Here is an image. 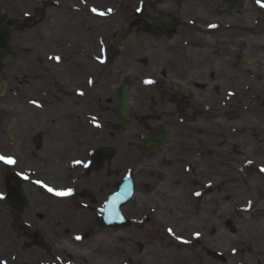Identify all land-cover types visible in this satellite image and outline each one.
Segmentation results:
<instances>
[{
    "label": "flooded vegetation",
    "instance_id": "flooded-vegetation-1",
    "mask_svg": "<svg viewBox=\"0 0 264 264\" xmlns=\"http://www.w3.org/2000/svg\"><path fill=\"white\" fill-rule=\"evenodd\" d=\"M0 22L15 52L0 67L22 63L0 96V155L17 161L0 163V261L95 264L103 208L132 181L119 229L180 219L186 264H264V9L0 0Z\"/></svg>",
    "mask_w": 264,
    "mask_h": 264
},
{
    "label": "rangeland",
    "instance_id": "rangeland-1",
    "mask_svg": "<svg viewBox=\"0 0 264 264\" xmlns=\"http://www.w3.org/2000/svg\"><path fill=\"white\" fill-rule=\"evenodd\" d=\"M255 6H257L256 0H253ZM22 63L17 60L11 64H6L0 67V79L5 80L8 83L7 75L15 77L16 79L21 77ZM2 106V103H0ZM4 109V108H3ZM188 214L192 215V209L189 208ZM164 226L170 225L167 220H158ZM176 225L173 226L172 231L177 237H184L182 232L184 231V222L180 219L177 220ZM136 227L135 225H133ZM133 226H129L121 229H109L106 231V236L100 239L93 238V245L101 248L100 251L96 250L90 255L91 258H98L94 261L95 264H186L182 261L183 249L186 247L182 245L173 246L174 240L169 237L164 230L161 234L156 235L154 238L150 237H138L136 233L132 231ZM146 228V226H145ZM222 236L226 239H222L224 242L222 245L235 243L237 239L228 235L226 232L222 233ZM95 239V240H94ZM138 242L141 246H138ZM164 242H169L170 247H174L173 250H169L168 246L162 248ZM155 243H158L155 245ZM184 245V244H183ZM227 249L223 250V253L230 257L231 252ZM101 254L98 255L96 253ZM95 253V254H94ZM160 255H158V254ZM194 253V252H193ZM191 253V256L192 254ZM163 255L164 263H161L159 257ZM223 264H233L231 259ZM238 264V263H237Z\"/></svg>",
    "mask_w": 264,
    "mask_h": 264
},
{
    "label": "snow or ice",
    "instance_id": "snow-or-ice-1",
    "mask_svg": "<svg viewBox=\"0 0 264 264\" xmlns=\"http://www.w3.org/2000/svg\"><path fill=\"white\" fill-rule=\"evenodd\" d=\"M258 3H260V0H257ZM261 6H264V4H262ZM139 10V9H138ZM93 12H97V9L96 8H93L92 9ZM109 12H111L112 10L109 9L108 10ZM100 15H104V13H98ZM55 59L59 60V57H56ZM145 83H152V81H145ZM83 93H81L82 95ZM0 163H3L4 165H7V166H13L17 163L16 159L14 157H11V156H4V155H0ZM87 166V165H85ZM261 171H264V168H261ZM17 175H22L23 178L27 179V176L22 174V173H17ZM35 183H38V184H42L41 181H35ZM42 186L44 187H47L46 185H43ZM47 190L49 192H52L53 194L57 195V196H67V195H71L72 194V189H66V190H54L53 188L51 187H47ZM197 195H199L197 193ZM4 194L3 193H0V199H4ZM172 230L169 229V232H171ZM76 239H80V237H76ZM179 239V237H178ZM0 264H6V262L4 261H0Z\"/></svg>",
    "mask_w": 264,
    "mask_h": 264
},
{
    "label": "water",
    "instance_id": "water-1",
    "mask_svg": "<svg viewBox=\"0 0 264 264\" xmlns=\"http://www.w3.org/2000/svg\"><path fill=\"white\" fill-rule=\"evenodd\" d=\"M7 35L4 28L0 27V57L8 60L12 56L11 50L7 48Z\"/></svg>",
    "mask_w": 264,
    "mask_h": 264
},
{
    "label": "bare ground",
    "instance_id": "bare-ground-1",
    "mask_svg": "<svg viewBox=\"0 0 264 264\" xmlns=\"http://www.w3.org/2000/svg\"><path fill=\"white\" fill-rule=\"evenodd\" d=\"M96 239H100V237H98V238H96ZM158 243H155V245H157ZM169 244V242H164L163 243V245L164 246H167ZM176 244H178V243H176ZM158 254V253H157ZM158 255H160V254H158ZM159 259H160V261H161V263H164V258H163V255H161L160 257H159Z\"/></svg>",
    "mask_w": 264,
    "mask_h": 264
}]
</instances>
